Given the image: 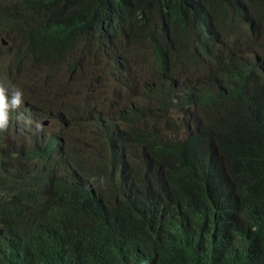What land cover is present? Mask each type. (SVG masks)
<instances>
[{
  "label": "trees",
  "instance_id": "16d2710c",
  "mask_svg": "<svg viewBox=\"0 0 264 264\" xmlns=\"http://www.w3.org/2000/svg\"><path fill=\"white\" fill-rule=\"evenodd\" d=\"M2 34L17 43L0 74L9 88L23 62L40 73L81 36L112 38L125 78L151 40H169L142 69L161 79L116 112L130 133L108 127L93 145L80 142L78 97L24 78L23 96L65 114L71 133L62 156L29 148L13 172L27 188L52 174L62 186L33 216L27 195L0 200V264H242L246 249L264 264V0H0ZM171 74L197 86L182 98Z\"/></svg>",
  "mask_w": 264,
  "mask_h": 264
},
{
  "label": "clouds",
  "instance_id": "9594fccd",
  "mask_svg": "<svg viewBox=\"0 0 264 264\" xmlns=\"http://www.w3.org/2000/svg\"><path fill=\"white\" fill-rule=\"evenodd\" d=\"M72 51L75 52V55H78L75 44L63 58L64 65L56 69H50L51 72L54 70L64 71V75L60 80L54 78L57 83L65 79L66 69L64 66L69 65L70 67H74L76 64L77 56L73 65H70L66 61ZM25 64L28 66V73H30V77L27 78L32 77L44 80L41 74L37 73V69L31 61H25ZM138 68L131 69L133 76L130 78L118 77L117 73H109L105 77H99L92 83V86H89L90 90L105 88L108 90V95L113 97H117L118 95L121 100H116L115 98L107 99L108 106H98V113L95 114L94 119L88 118L82 122L85 125L92 124L90 128H87V133L85 134L87 137L81 138L80 142L82 144L93 145L99 134L108 137L109 134L104 131L108 127H116L125 135L130 133L131 125H133L132 122H124L117 116L116 112L122 108L127 112L131 108L132 103L138 104L141 102L144 98L147 79H161L159 72ZM134 71H138L140 77H137ZM11 77L14 82V84L12 83L13 85L9 84L11 88L3 86L0 83V200H12L20 194H22V197L27 195L25 204L29 208L31 216H33L39 213L34 212L47 205L45 203L48 201L47 197H50L51 193L61 187L62 184L57 176L52 174L49 180L35 186L33 183L27 188L21 184H16L13 172H18V166L21 165V161L30 154L27 152L29 148L36 149L37 152L54 158L62 156L63 148L66 144L63 136L65 135L68 138L71 132L69 131V121L65 119V114L64 117H60L57 109H45L27 100L20 90L26 85L24 79H18L12 75ZM176 81L179 83L176 93L182 98L187 96L189 91L197 86L195 81L190 77H179L171 74V82ZM76 86L78 87V85ZM68 92L65 93L66 99ZM121 101H123V104L117 110L116 108ZM16 117H18V120L15 123ZM75 122L79 123L78 120ZM52 132L53 136H50ZM112 139L115 141L116 148L123 141H129L128 136H116ZM108 143L109 145L112 143L111 139L108 140ZM58 148L61 152L59 155L57 153ZM62 159L70 161V157L68 156ZM38 166L42 167L41 163H38ZM119 172L121 171L119 170ZM203 228L204 223L193 236L200 234L198 239L202 238L209 230L208 224ZM117 233V230L108 231V235L111 238L115 237Z\"/></svg>",
  "mask_w": 264,
  "mask_h": 264
},
{
  "label": "bare ground",
  "instance_id": "6f19581e",
  "mask_svg": "<svg viewBox=\"0 0 264 264\" xmlns=\"http://www.w3.org/2000/svg\"><path fill=\"white\" fill-rule=\"evenodd\" d=\"M119 28L121 25H115ZM108 31V30H107ZM106 31V32H107ZM110 35L112 32H107ZM169 38L160 37L151 40L150 42L154 43V47H149L148 45L145 47L149 51L148 55L143 56L142 65L139 66L138 69L149 68L154 65V62L151 61V55H159V44L166 45ZM75 49L78 53L77 61L74 67L67 66V70L70 74H67V77L63 79L58 84L62 86L71 85L72 82H75L76 85L84 86L81 84V80H88L90 86L92 83L97 80L99 77H105L109 73H116L120 69H124L125 67V60L122 55V51L119 54L116 51V47L112 38H107L106 36H99L95 38H90L87 36H81L80 42L75 44ZM8 51V58H3L5 52ZM145 51V52H146ZM17 52V43L14 41L3 37V34L0 35V62L5 59H11ZM231 54L233 55V51L230 49ZM30 52L27 54L29 55ZM75 56V58H76ZM64 65V60L60 57L59 54L52 57L48 62L43 63L44 69L40 71L41 76L44 79H47L49 82L51 77H46V73L49 72V69H56ZM65 67V66H64ZM91 69L90 71H88ZM148 70V69H147ZM202 114V113H201ZM203 122H206L205 117H203ZM50 136H53V132ZM64 141H68V138L64 135ZM58 155L61 154L60 149L57 150ZM227 245V242H224ZM228 247L233 248L231 245ZM222 257V256H221ZM244 261L242 264H247L249 258L252 260V256L250 255V251L248 252L247 249L244 253ZM140 264H155L153 262H141Z\"/></svg>",
  "mask_w": 264,
  "mask_h": 264
},
{
  "label": "rangeland",
  "instance_id": "374dc122",
  "mask_svg": "<svg viewBox=\"0 0 264 264\" xmlns=\"http://www.w3.org/2000/svg\"><path fill=\"white\" fill-rule=\"evenodd\" d=\"M149 51L146 52H139L138 55L139 56H145L148 55ZM75 52L72 51L70 53V55L68 56V58L66 59V61L70 64L73 65L74 61H75ZM3 58H8V51L5 52V54L3 55ZM10 66V61L9 59H5L3 61L0 62V74H3L4 72H8L7 69ZM139 66H135V68H138ZM28 66H26L25 62L22 63L21 67H20V71L18 73V75L16 74L13 75L11 74L13 77L18 78V79H24V77H30V73H28L27 71ZM65 69H66V75L70 74V72L67 70V66L65 65ZM91 69H89L88 71H90ZM52 75L54 76L53 78L49 79V84H53V86L56 88L57 92L63 96L67 91H69L70 95H71V100L70 102L74 101V98L76 99L77 97L82 101L83 103V112L81 114V116L77 119L78 122L80 124H82V122L86 121V119H94L95 114L98 113V106L99 107H107L108 103H107V99H112L114 98L113 96H110L107 94V90L106 89H101V90H97V91H91L89 86L90 83L88 80H81V84L84 86H76L75 82H72L71 85H67L66 86H62L60 84H58L56 82V80H60L63 75H64V71L63 70H54L51 72ZM66 75L64 77H66ZM34 77H36V75H34ZM56 80H55V79ZM77 91V92H76ZM123 104V101H121L118 106H117V110H119V108H121ZM18 117H16L15 119V123L17 122ZM84 126H86L87 128L91 127L92 124L89 125H85L82 124ZM87 128L84 132V134L87 133Z\"/></svg>",
  "mask_w": 264,
  "mask_h": 264
}]
</instances>
